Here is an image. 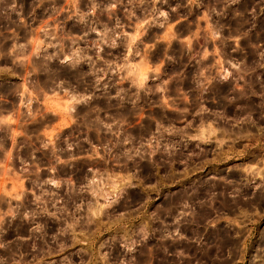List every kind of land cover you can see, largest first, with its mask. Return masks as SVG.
Masks as SVG:
<instances>
[{
  "label": "rangeland",
  "instance_id": "rangeland-1",
  "mask_svg": "<svg viewBox=\"0 0 264 264\" xmlns=\"http://www.w3.org/2000/svg\"><path fill=\"white\" fill-rule=\"evenodd\" d=\"M66 250L264 264V0H0V264Z\"/></svg>",
  "mask_w": 264,
  "mask_h": 264
},
{
  "label": "flooded vegetation",
  "instance_id": "flooded-vegetation-1",
  "mask_svg": "<svg viewBox=\"0 0 264 264\" xmlns=\"http://www.w3.org/2000/svg\"><path fill=\"white\" fill-rule=\"evenodd\" d=\"M99 1L102 2L103 0H99ZM131 10L133 11V12H131V15L133 16L132 18L134 20L136 18H141V17H144V16L146 17L147 15L150 14L149 10L144 11L143 9L142 10L140 9L139 11H136L135 7H133ZM115 16H116V19H117V15H115ZM115 16H114V19H115ZM95 18H96L97 21H96V24H94V26H96L97 30H102L104 27H107V28H110V27L113 28L114 27V24H110V22L112 20H110L108 18H104L103 12L101 10H99V9L95 13ZM134 20H131V21L133 23H135L136 20L135 21ZM150 25H151L150 22L147 21V24L145 25L146 30L141 33V35H143V37H142L143 39H145V38H147L149 36L150 28H151ZM219 103L220 102L218 101V104ZM221 111L223 113H229L230 109H229V107H225V108L221 109ZM82 113H84V111H82ZM22 150H24V148ZM84 169H86V166H83L82 170L80 172H78V173L76 171H74V175L75 176H79V177L83 176V174L85 173ZM62 172L63 173H67L68 175H70L72 173V171H70V170H64ZM91 190H92V193H94L93 189H91ZM83 191H84V194H87V195H86V197H83L84 200H83V204H82V206L80 208L81 212H80V215H79V219H75L74 216H72V212L67 211V213H64L63 215L60 216V218L62 220V223H63V226L80 225V226H87V228H88L89 225H92L93 227H97L99 225L98 222H96V221H90V220H94V217H92L91 207L89 206V204L94 202V198L93 199L89 198V197H91V194H90V196H88L89 193H90V190L87 187L83 188ZM129 200H130V202L128 204L129 205L131 204V207L129 208V210H134V208H135V205H134V203H135V194L134 193L131 194V197L129 198ZM119 204H120V201H119ZM112 205H113V203L110 204L109 207L112 206ZM104 211L105 212L101 211L99 213V215L104 216V217H106V216L114 217V214L118 213V209L116 207L111 208L109 211L104 209ZM114 211H116V212H114ZM131 237H133V235L130 236L129 238L131 239ZM118 238L119 237H113V236H112V238H110L109 243H111V244L109 245V250H108L107 257H116L117 255H119V248H117V246H115V243H116V245L120 244ZM63 241H64V244H65L64 245L65 248L66 247L67 248L70 247V244H71V237L70 236L64 238ZM37 250H38V252L40 251V246H38V245H37ZM76 256H78L77 253H76ZM57 259H63V261H61L59 264H75V263L77 264L78 260H79L78 259V260L75 261V259H73L71 250H66L62 255H59L57 257ZM82 260H83V258H80V262ZM130 264H132V263H130Z\"/></svg>",
  "mask_w": 264,
  "mask_h": 264
},
{
  "label": "built area",
  "instance_id": "built-area-1",
  "mask_svg": "<svg viewBox=\"0 0 264 264\" xmlns=\"http://www.w3.org/2000/svg\"><path fill=\"white\" fill-rule=\"evenodd\" d=\"M102 68H103V66H102ZM100 71H102V73H103L104 70H100ZM108 71H109V70L104 71V73L106 72V75H105L106 77H105V80H104V81H106V79L109 78V75H110V74L108 73ZM107 73H108V74H107ZM127 73H128V72H127ZM122 76L125 77V78H123V79H125L127 82H129V83H136V80H132V81H131V79H130V74H129V73H128L127 75H125V70L123 71V73H122L121 76H120V75L118 76V78H121ZM97 77H98V76H97ZM144 81H145V80H144ZM135 87H136V86H135ZM135 92L139 93V91H137V90L134 91V93H135Z\"/></svg>",
  "mask_w": 264,
  "mask_h": 264
},
{
  "label": "bare ground",
  "instance_id": "bare-ground-1",
  "mask_svg": "<svg viewBox=\"0 0 264 264\" xmlns=\"http://www.w3.org/2000/svg\"><path fill=\"white\" fill-rule=\"evenodd\" d=\"M98 188V187H97Z\"/></svg>",
  "mask_w": 264,
  "mask_h": 264
}]
</instances>
